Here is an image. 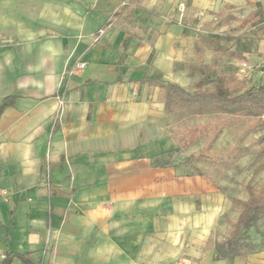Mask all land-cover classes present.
<instances>
[{"label":"crops","instance_id":"obj_1","mask_svg":"<svg viewBox=\"0 0 264 264\" xmlns=\"http://www.w3.org/2000/svg\"><path fill=\"white\" fill-rule=\"evenodd\" d=\"M258 13L263 30L264 0H0V105L12 99L0 106L1 257L264 264V248L216 259L240 213L177 171L166 151L179 121L168 119L160 87L181 85L200 55L219 53H197L199 35L244 43L242 25ZM216 16L219 29H200ZM232 22L238 34L220 31Z\"/></svg>","mask_w":264,"mask_h":264},{"label":"rangeland","instance_id":"obj_2","mask_svg":"<svg viewBox=\"0 0 264 264\" xmlns=\"http://www.w3.org/2000/svg\"><path fill=\"white\" fill-rule=\"evenodd\" d=\"M197 14V19H204L207 18L208 12L203 9ZM209 20L201 23L200 29L211 31V24H215L213 30L219 29L217 26H221V18L216 16ZM261 21L262 18L258 13L248 23L242 25L244 43L239 40L228 43L238 51L244 48L246 53L244 60H233L221 53L212 56L202 54L195 64L188 66L189 74L187 73V76L180 80L181 86L193 91L196 88L195 84L204 79L205 88L208 90L222 87L228 93L236 94L252 86L264 84V29L261 30ZM232 24L230 30L220 31L232 35L238 34L240 27L235 22ZM245 61L248 66L243 72L241 63ZM168 119L179 121L173 127L174 144L169 147V152L166 151L173 158L172 162L176 166L182 165H179L177 171L180 174H193L196 187H205L208 184L211 188L207 189V192L223 193L231 204L228 214L236 216L240 213L236 200L239 196H244L245 192L248 193L246 186L249 181L256 189L264 185V169L258 175H254L256 168L264 161L259 154L264 144L260 138L264 134V129L260 126L262 118H244L218 113L190 116L183 122L171 116ZM191 155L195 156V159L189 162L186 159ZM202 193L198 192V194ZM198 197H196L197 207L202 201ZM228 214L224 217H228ZM259 225V229L251 230V237L253 240L257 238L258 246L264 241L260 233H264V221ZM260 236L262 240L259 239Z\"/></svg>","mask_w":264,"mask_h":264},{"label":"trees","instance_id":"obj_3","mask_svg":"<svg viewBox=\"0 0 264 264\" xmlns=\"http://www.w3.org/2000/svg\"><path fill=\"white\" fill-rule=\"evenodd\" d=\"M232 38L218 33L201 34L195 41V51L202 52L204 47L212 48L224 56L236 60H244L243 52L231 49L224 42H230ZM205 80L197 82L193 91H188L178 83H161V99L164 101V111L167 115L179 120L188 119L190 116H204L212 114H227L238 117L262 118L261 128L264 129V84L252 86L241 93H228L222 87L212 90L205 88ZM12 101L5 98L1 103V111ZM264 141V134L260 137ZM260 157L264 159V144L260 150ZM195 156L188 159L191 162ZM156 164L158 162H155ZM163 165L164 163H160ZM264 169V161L256 168L254 175H258ZM249 199H237L240 214L235 221L230 222L231 231L228 237L215 244L216 259H227L230 262L237 256H248L252 251L264 248V242L258 243L252 239L251 230L259 229V224L264 221V185L256 189L251 181L246 186ZM264 238V233L260 232ZM18 257L22 262L35 264L28 253L7 252L0 264H11V260Z\"/></svg>","mask_w":264,"mask_h":264},{"label":"built area","instance_id":"obj_4","mask_svg":"<svg viewBox=\"0 0 264 264\" xmlns=\"http://www.w3.org/2000/svg\"><path fill=\"white\" fill-rule=\"evenodd\" d=\"M78 66H79V67H84L85 64H84V63H82V64H78ZM241 66H242L241 70H243V72H245V70H246V68H247V66H248V63H247L246 61H245V62H242V63H241ZM1 193H2V195L5 196L6 198L8 197V192H7V191L2 190ZM2 258H3V259L6 258V255L3 254V255H2ZM176 264H183V261H180V262H178V263H176Z\"/></svg>","mask_w":264,"mask_h":264}]
</instances>
